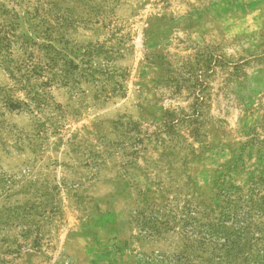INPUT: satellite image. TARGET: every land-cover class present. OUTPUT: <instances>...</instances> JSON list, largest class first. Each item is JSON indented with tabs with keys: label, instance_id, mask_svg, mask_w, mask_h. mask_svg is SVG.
<instances>
[{
	"label": "rangeland",
	"instance_id": "374dc122",
	"mask_svg": "<svg viewBox=\"0 0 264 264\" xmlns=\"http://www.w3.org/2000/svg\"><path fill=\"white\" fill-rule=\"evenodd\" d=\"M246 202L264 0H0V264H212L188 216Z\"/></svg>",
	"mask_w": 264,
	"mask_h": 264
},
{
	"label": "trees",
	"instance_id": "16d2710c",
	"mask_svg": "<svg viewBox=\"0 0 264 264\" xmlns=\"http://www.w3.org/2000/svg\"><path fill=\"white\" fill-rule=\"evenodd\" d=\"M252 209L246 202L232 215L227 214L230 220L214 218L215 221L197 224L190 214L191 222L185 233L188 239L186 256L197 248L212 245V250L224 252L223 255H216L217 259L210 261L212 264H264V221L257 224L251 222L249 215ZM227 221H230L229 225Z\"/></svg>",
	"mask_w": 264,
	"mask_h": 264
}]
</instances>
